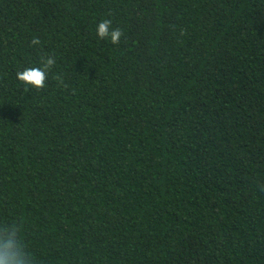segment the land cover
<instances>
[{"label":"trees","instance_id":"obj_1","mask_svg":"<svg viewBox=\"0 0 264 264\" xmlns=\"http://www.w3.org/2000/svg\"><path fill=\"white\" fill-rule=\"evenodd\" d=\"M9 226L25 264H264V0H0Z\"/></svg>","mask_w":264,"mask_h":264},{"label":"clouds","instance_id":"obj_2","mask_svg":"<svg viewBox=\"0 0 264 264\" xmlns=\"http://www.w3.org/2000/svg\"><path fill=\"white\" fill-rule=\"evenodd\" d=\"M98 38L110 40L113 45L119 44L122 31L112 28L110 20H102L96 28ZM32 45H39V39H33ZM39 67H27L16 73L17 81L29 89L41 90L45 87L50 69L55 65V59L51 56L40 57ZM26 257L23 252L20 239L12 226L6 228L0 234V264H25Z\"/></svg>","mask_w":264,"mask_h":264}]
</instances>
